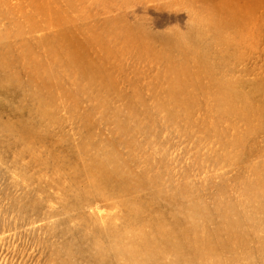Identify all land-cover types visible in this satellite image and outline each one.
I'll use <instances>...</instances> for the list:
<instances>
[{
	"label": "rangeland",
	"instance_id": "obj_1",
	"mask_svg": "<svg viewBox=\"0 0 264 264\" xmlns=\"http://www.w3.org/2000/svg\"><path fill=\"white\" fill-rule=\"evenodd\" d=\"M9 17L14 19L0 21V36L4 38L0 40V57L15 62L6 66L3 76H16V80L11 93L0 89V264H88L95 245L80 241L79 235L91 233L90 209L67 212L76 191L72 180L80 179L78 171L85 163L96 158L104 160L113 151L119 154L133 182L142 179L146 183V190L140 193L146 202L164 203L181 186H193L199 203L213 218L209 225H203L205 233L217 228L221 220L219 206H233L232 214L238 215L253 213L260 205L247 199V189L257 179V168L264 167V0L257 52L259 89L249 101L248 120L239 115L221 118L205 101L188 109L180 104L147 100V82L153 80L147 77V66L139 75L142 82H138L146 99L129 101L119 98L121 93L116 90L89 86L76 73L55 66L51 56L48 58L40 48L39 43L52 31L28 34L29 23H23L24 18ZM18 24L24 28L21 36L14 34ZM66 28L75 39L86 42L83 34L88 30H75L71 23ZM57 29L53 27V31ZM25 45L32 48L33 60L25 58ZM86 60H93L91 53ZM232 61L238 64L235 76L247 82L242 92L253 90V47ZM49 66L53 78L44 88V69ZM161 68L155 65L152 75ZM113 77L120 80L116 74ZM169 110H177L173 111L176 116ZM238 137L242 142L234 146ZM81 150L87 151L83 154ZM158 174L160 182L147 190V181ZM153 190L161 193L154 195ZM101 208L105 213L125 212L120 205ZM175 211L178 210L169 212L173 215ZM258 234L264 238V231ZM260 245L264 246L251 242L254 254L240 248L234 254L224 252L222 264H263L261 252L255 251Z\"/></svg>",
	"mask_w": 264,
	"mask_h": 264
},
{
	"label": "bare ground",
	"instance_id": "obj_2",
	"mask_svg": "<svg viewBox=\"0 0 264 264\" xmlns=\"http://www.w3.org/2000/svg\"><path fill=\"white\" fill-rule=\"evenodd\" d=\"M261 1L0 0V21L14 19L9 17L12 15L29 23L28 34L52 31V35L47 33L48 38L38 43L55 66L76 73L89 86L116 90L121 93L118 94L121 99H146L138 84L143 79L139 75L145 73L142 69L147 66V77L153 79L147 82V100L186 108L205 101L212 104H209L211 111L221 118L239 115L248 120L249 101L259 89L257 52ZM70 23L75 30H88L83 34L86 42L71 35L66 28ZM53 27L59 29L53 31ZM15 28V35L24 33L21 24ZM155 28L162 31H154ZM0 40L4 38L0 36ZM250 46L255 51V74L251 81L254 89L244 93L242 89L247 82L235 76L238 64L232 59L242 57ZM23 47L25 58L33 60L32 48ZM88 53L93 60H86ZM14 63L0 57V89L6 93L12 92L16 76H3V71ZM137 65L141 69L136 68ZM155 65L162 68L153 76L151 71ZM33 70H38L36 65ZM44 70L43 85L47 88L53 71L50 66ZM130 73L133 77H129ZM113 74L120 80L116 81ZM241 142L238 137L232 144L237 146ZM86 151L81 150L83 154ZM120 159L115 151L104 160L92 159L78 171L80 179L72 180L76 191L67 212L90 209L91 233L79 235L80 241L95 245L88 264H222L224 252L234 254L235 249L240 248L254 254L250 250L251 242L264 244V238L258 234L264 231V167L257 168L256 181L247 185V199L260 202L254 212L234 215L233 206H219L221 220L217 228L205 233L203 225H209L213 218L199 203L193 186H181L180 191L164 203L146 202L140 194L146 190V183L142 179L133 182ZM160 179L158 174L148 180L147 190ZM152 193L157 195L161 191ZM108 205H120L125 212L105 213L101 207ZM171 209L178 211L172 215ZM244 227L250 230L245 231ZM255 251H260L264 260V246L260 245Z\"/></svg>",
	"mask_w": 264,
	"mask_h": 264
}]
</instances>
